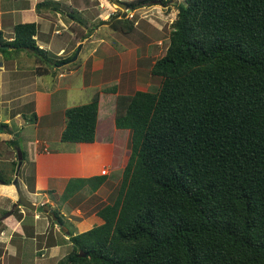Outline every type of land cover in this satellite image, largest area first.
<instances>
[{"label":"trees","instance_id":"1","mask_svg":"<svg viewBox=\"0 0 264 264\" xmlns=\"http://www.w3.org/2000/svg\"><path fill=\"white\" fill-rule=\"evenodd\" d=\"M146 2L171 4H125ZM176 8L165 51L149 67L155 90L112 85L63 110L60 140L92 143L104 133L102 97L113 94V133L127 130V156L113 197L96 210L102 223L70 232L57 264H264V0H182ZM108 22L123 33L134 27L120 15ZM36 33L34 22L14 24L11 40L0 31V52L26 51L46 75L50 59ZM106 180L71 178L61 196L93 193ZM49 215L63 224L56 209Z\"/></svg>","mask_w":264,"mask_h":264},{"label":"rangeland","instance_id":"2","mask_svg":"<svg viewBox=\"0 0 264 264\" xmlns=\"http://www.w3.org/2000/svg\"><path fill=\"white\" fill-rule=\"evenodd\" d=\"M107 1L110 10L104 12V6L102 5L91 8L94 11H88L89 19L87 20V27L82 26L84 32L87 34L90 32L91 27L96 25L99 28L96 33H93L94 35L92 34L93 44L87 43L83 44V46L78 44L72 52L67 53L68 49L65 51V55H70L68 57L69 61H67L68 63L71 62L69 68H76L75 73L71 75L72 73H69L70 69L68 67H60L54 74L50 73L48 76L43 77V81H47L45 84L47 88L43 87L44 91L49 94H46V92L32 94L35 87L33 86L34 83L32 84L33 76L30 74V69L33 66L34 57L32 56V59L31 57L23 56V53L26 52L24 50L15 54L12 49L3 46L8 51L1 52L2 58L15 59V57H19L17 62H15L16 60H10L13 62V66L6 67V71L2 74V78L6 82L3 83L0 89V103L3 106L1 117L5 116L3 114L7 110L11 114L10 116L15 112L21 114L20 117L12 118L9 123H6V126L0 128L3 134L5 132L12 134L10 139H2L0 148L10 146V149L14 150L15 148L23 154L21 165L17 168L18 180H27L29 183L33 182V152L35 147L41 150L47 147L48 151L56 152L76 150L77 143L62 142L60 140V133L64 125L63 110L66 107L87 103L94 92L111 87L112 85L116 86L119 93H131L134 90L152 91L159 84V77L151 75L149 67L165 51L168 43V33L171 28L170 23L175 19L177 12L176 4L182 2V0H171V4L168 7L166 6L167 8L159 4L151 5L149 2H146V4L136 3L135 9L130 11L133 17L128 18V20L134 23V27L129 33L117 30L113 31L109 27L103 26L101 23L99 24L100 19L102 22L108 21L110 15L113 18L118 17V15L122 16L123 10L114 4L112 0ZM123 1L131 2L132 0ZM72 15L77 20V14L74 13ZM91 17H95L94 21H91ZM102 33L103 37H101ZM6 37L7 35H5V39ZM100 37L103 40L102 43H99L101 45H98L96 41ZM102 46L106 48L103 51H101ZM92 48L99 51L96 52V60H94L93 56H89ZM20 52L22 53L20 54ZM98 53L100 54L98 55ZM47 54L50 60L48 63H43L44 66L50 67L51 65L49 64L51 62L53 64V61L62 58V56L56 57L54 51L51 54ZM62 63L60 62L58 65ZM62 73L63 76L61 75ZM61 82H68V87L55 89ZM112 98H114L113 94H104L102 97V110L107 114V118L103 120L102 127L99 125L106 134L104 136L107 144L105 150L108 154L110 152L109 156L111 158L108 162V172L105 173L107 176L106 182L98 188L95 194L84 189L74 195L67 203H65L66 200L60 194L50 192L52 201L55 204L53 208L58 212L64 208L67 213V218L60 216L63 226L71 231L74 230L76 233L89 228L91 224L89 219L87 220V217L93 214L97 215L96 210L109 202L113 197L118 187L121 171L127 156L126 135L124 134L127 130H120V132L115 128L118 133H113L112 115L114 103ZM2 122L3 118H0V123ZM3 134H1L2 137ZM97 137L100 139L102 136L98 133ZM114 141L115 143L113 144ZM104 170H102L103 173ZM10 173L13 175L12 171ZM0 176L3 178L8 177L6 171L1 168ZM10 183L12 184V179ZM88 194L90 195L88 196ZM25 196L29 197L27 194ZM75 208H78L79 212H75L78 214H70L72 209L76 210ZM45 209L47 211L49 208L45 207ZM6 212L5 209L0 210V217L3 218ZM47 213L48 211L45 212V215L50 222L52 218ZM12 218L13 215H8L1 221H4L5 224L10 223ZM68 218L78 222L76 225H79V227H74ZM81 220H85L87 224L81 226L79 224ZM4 223L1 225H5ZM50 227L49 225L48 229H51ZM58 240L57 242H59ZM57 244V248H52L51 252L49 251L50 255H54V259H50L47 262L48 264H57L70 249L67 244L64 245L61 242Z\"/></svg>","mask_w":264,"mask_h":264},{"label":"crops","instance_id":"3","mask_svg":"<svg viewBox=\"0 0 264 264\" xmlns=\"http://www.w3.org/2000/svg\"><path fill=\"white\" fill-rule=\"evenodd\" d=\"M43 1H51L52 3L50 5L37 4ZM97 5L104 6V12L110 10L107 0H0V31L2 32L3 39H5V35H7L5 40H11L12 27L14 24L19 22H34L37 27V33L34 36L36 45L45 51L47 56V53L51 54L54 51L56 57L62 56V58L59 59H66L70 56L69 54L65 55L67 49V53H70L78 44L83 46V44L92 43L93 33H96L99 28L95 25L91 27V30H89L90 32L87 34L84 32L82 26L85 28L87 27V20L89 19L88 11H94L93 9L91 10V8H94ZM74 13L77 14V20H75L72 15ZM124 13L122 12V16ZM90 19L91 21H94L95 17H91ZM100 23L103 26L109 27V22L106 20L102 22L100 19L99 24ZM101 37H103V33ZM101 37L97 38L98 41L96 42L98 45H101L99 43H102L103 38ZM104 49L106 48L102 46L101 51ZM96 52L99 51L93 50V48L91 52H89V56H93L94 60L97 59ZM21 53L22 52H20V54ZM1 54L2 53L0 52V89L3 83L6 82V80L4 81L2 78V74L6 71V67L13 66V62L10 60H16L15 62H17V59H19V57H15V59H4ZM99 54L100 53H98V55ZM23 56L28 58L31 57L33 59L32 55L28 52L23 53ZM6 62L8 63L6 64ZM70 63L71 62H66L60 65H58V63L55 65L51 62L49 64L51 65L50 67L46 66L48 69L46 75H37L35 73V66H37V64L33 59V66L30 69V74L33 76L32 84L34 83L33 86L35 87V90L32 94L46 92L43 87L47 88L45 85L47 81H43V77L48 76L50 73L54 74V72L57 69H60V67L69 68ZM69 69V73H72L71 75L76 71V68ZM61 75L63 76V73ZM67 87L68 82H61L55 89H64ZM46 94L49 93L46 92ZM2 113L3 106L0 103V118H3L4 123H9L12 118H18L21 116L19 112H15L10 116L11 114L7 110V112L3 114L5 116L1 117ZM106 118L107 114L105 111L99 113L97 124L100 125V123L103 122V120H106ZM1 134L3 133L0 131V142L5 138L10 139L12 135L11 133L5 132L6 136L3 134L2 137ZM102 134L103 135H101L102 137L100 139L96 137V140L92 143H77V148L73 151L56 152L48 151L47 147H44L43 150L35 147L33 152V182L29 183L27 180H18L17 177L19 186L23 193L29 196V201L36 205H43L44 209L45 207H47V209L49 208L47 210V214H49L50 210L55 207L50 192L61 195L67 182L71 178L97 175L101 173L102 169H106L105 172L107 173L108 162L111 158L109 156L110 152L108 154L105 150L107 144L104 136L106 134ZM35 142H37V140H35ZM108 145L110 146V144ZM15 160V148L14 150L10 149V146L0 148V168L5 170L8 175V177L5 178L12 177L11 179L13 180L15 175L17 176L15 171L13 172V175L10 173ZM96 192L97 191L93 193L95 194ZM90 194H88V196ZM74 195L68 198L65 203H67V201ZM41 199L42 201H40ZM16 201L17 193L14 185L11 183L4 184L0 181V210L5 209L8 211L13 207L12 212L8 214L13 215L10 223L5 224L4 221H1L8 215L3 218L0 217V264H48L47 262L50 259H54V255H50V252L52 248L55 249L58 247L57 243L61 242L70 247L68 236L70 232H72L71 234L76 233L74 230L71 231L68 228H65L63 224L60 225L56 223L53 218L49 222V219L45 215V212H47L46 210L41 212L32 211L19 205H15ZM17 206L18 209L14 212V208ZM75 209L76 210L72 209L70 214H78L75 213L79 212L78 208ZM59 212L62 217H66L67 213L64 208ZM88 219L91 224L90 227L102 223V219L94 214L87 217V220ZM68 220L74 225V227H79V225H76L78 222H75L70 218H68ZM3 223L5 225H1ZM79 224L83 226L87 223L85 220H81L79 221ZM49 225L51 226V229H48ZM62 228H64V230H62ZM57 240L59 242H57ZM59 256L61 255L59 254Z\"/></svg>","mask_w":264,"mask_h":264},{"label":"water","instance_id":"4","mask_svg":"<svg viewBox=\"0 0 264 264\" xmlns=\"http://www.w3.org/2000/svg\"><path fill=\"white\" fill-rule=\"evenodd\" d=\"M113 3L118 5V7L120 9H124L125 2L121 1V0H113ZM16 154H17V165H16V169H15V174L17 173V168L21 165V160H22V156H21V151L20 150H16ZM12 184L15 187L16 193H17V201L15 203V205H19L21 207L33 210V211H43V206L42 205H36L34 203H32L31 201H29V199L25 196V194L23 193V191L21 190L19 183L17 181V176L15 175V177L12 180ZM13 208V207H12ZM12 208L10 210H8L3 217L7 216L8 214H10L12 212Z\"/></svg>","mask_w":264,"mask_h":264},{"label":"clouds","instance_id":"5","mask_svg":"<svg viewBox=\"0 0 264 264\" xmlns=\"http://www.w3.org/2000/svg\"><path fill=\"white\" fill-rule=\"evenodd\" d=\"M112 1H113V0H112ZM121 1H123V0H121ZM123 2H124V1H123ZM125 5H126V4H125ZM127 9H130V10L132 11L131 8L126 7V6H125L124 9H122V10H123V12H126ZM134 9H135V7H134ZM123 16L126 17V16H125V13H124ZM126 18L128 19V17H126ZM102 170H103V169H102ZM102 170H101V173H103ZM104 173H106V172H104ZM16 174H17V173H16ZM42 206H43V205H42ZM45 210H46V209H44V207H43V211H45Z\"/></svg>","mask_w":264,"mask_h":264},{"label":"built area","instance_id":"6","mask_svg":"<svg viewBox=\"0 0 264 264\" xmlns=\"http://www.w3.org/2000/svg\"><path fill=\"white\" fill-rule=\"evenodd\" d=\"M130 11H131L130 9H127L126 12H125V13H126L125 16L128 17V18L133 17V14H132ZM129 12H130V13H129ZM103 170H104V169H103ZM102 172H103V171H102ZM104 172H105V170H104Z\"/></svg>","mask_w":264,"mask_h":264}]
</instances>
